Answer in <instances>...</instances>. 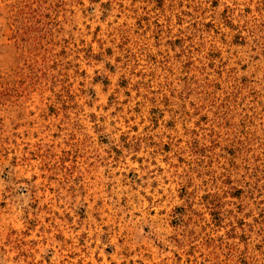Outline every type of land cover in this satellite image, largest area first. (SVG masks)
Segmentation results:
<instances>
[{
	"label": "rangeland",
	"instance_id": "1",
	"mask_svg": "<svg viewBox=\"0 0 264 264\" xmlns=\"http://www.w3.org/2000/svg\"><path fill=\"white\" fill-rule=\"evenodd\" d=\"M0 264H264V0H0Z\"/></svg>",
	"mask_w": 264,
	"mask_h": 264
}]
</instances>
